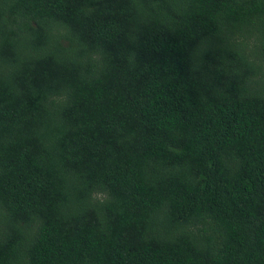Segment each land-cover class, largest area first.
Wrapping results in <instances>:
<instances>
[{
    "label": "trees",
    "instance_id": "obj_1",
    "mask_svg": "<svg viewBox=\"0 0 264 264\" xmlns=\"http://www.w3.org/2000/svg\"><path fill=\"white\" fill-rule=\"evenodd\" d=\"M0 264H264V0H0Z\"/></svg>",
    "mask_w": 264,
    "mask_h": 264
}]
</instances>
